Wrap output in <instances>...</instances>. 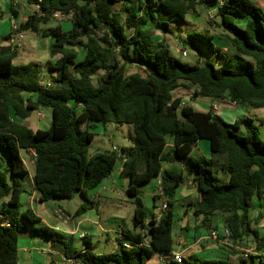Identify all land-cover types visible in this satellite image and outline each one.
Segmentation results:
<instances>
[{
  "label": "trees",
  "instance_id": "16d2710c",
  "mask_svg": "<svg viewBox=\"0 0 264 264\" xmlns=\"http://www.w3.org/2000/svg\"><path fill=\"white\" fill-rule=\"evenodd\" d=\"M33 12L19 31L50 36V54L56 58L47 83L37 63L14 64L11 45L0 44V264H19V239L23 233L46 237L65 246L66 259L81 264H147L158 252L171 255L176 222L174 204L185 181L179 162L188 163L199 199L188 205L196 218L208 225L216 213L225 216L235 241L252 232L250 213L254 198L264 195V140L251 118L226 123L211 110L182 105V90L199 98H222L231 103L264 108V9L253 0H28ZM215 5L219 27L228 30L234 48L218 47L207 31H192L183 47L199 46L211 56L205 65L182 63L170 46L158 41L156 31L170 33L174 24L187 25L191 12ZM56 12L71 15L72 29L61 25L43 29ZM6 39H11L9 35ZM80 50L84 56L80 57ZM133 65L137 72L128 73ZM82 104V107H79ZM41 107L52 110L48 130H33L23 121ZM129 125L133 148L123 153L98 151L90 155L96 124ZM264 126V122H261ZM173 150L164 151L167 138ZM207 140L211 158L193 157L197 141ZM22 151L34 152L33 184L39 202L71 199L80 194L83 203L76 214L94 207L87 194L113 173L119 160L129 176L135 229L124 234L115 253L97 256L88 246L74 251L72 241L48 226L30 209L21 210V196L29 172ZM144 169L140 171V162ZM168 163L169 168L163 169ZM228 175L217 185L214 169ZM160 177L156 201L165 197L168 209L159 220H148V209L139 187ZM149 245H139L144 239ZM50 264H56L52 261ZM173 264H177L173 262ZM183 264H228L225 260L186 261ZM261 264V263H260Z\"/></svg>",
  "mask_w": 264,
  "mask_h": 264
},
{
  "label": "crops",
  "instance_id": "0c3cea01",
  "mask_svg": "<svg viewBox=\"0 0 264 264\" xmlns=\"http://www.w3.org/2000/svg\"><path fill=\"white\" fill-rule=\"evenodd\" d=\"M0 8L4 9V11H1L0 9V44L11 45L16 49L17 55L14 59V64L26 65L29 63H37L41 67L46 66L48 68L50 64H54L57 57L53 58L50 54V48L53 43V39L50 36H43L42 34L33 33L31 31H24L23 39L20 40L12 31L14 26L20 27L33 12H36V6L34 7L33 5H30L28 0H0ZM213 8H215V5L201 6V16L209 14ZM195 14V12H191L188 15V23L189 18L191 17L196 20L200 19V17ZM185 26L189 28V26ZM159 32L160 31H156L154 37L155 39H158V41H162L165 35L160 32L161 35L158 36L157 33ZM9 35H11V39H6ZM213 38L214 43L217 45L216 38ZM181 46L183 47V45ZM217 46L225 51L234 52V48L230 42L224 47ZM183 98L185 99L182 105H185L186 103L190 104L195 110L202 112L212 111V106L216 102V100L212 98H204L205 100H200V98L196 97L194 94H184ZM214 114L218 115L226 123L231 125L237 120L247 117L258 121L260 124L261 122H264V108L255 109L245 104L231 103L227 100L220 103L219 111ZM28 119L23 121L25 122V125L33 130H37V128L34 129L31 127V124L26 123ZM119 127L122 128L123 126ZM132 134L133 130L131 132V137ZM105 138L107 139V144L111 145L112 139L110 136L105 135ZM173 146V138L168 137L167 146L164 151L167 156L171 155ZM113 148L117 147L112 145V148L100 151H113ZM132 148L133 144L130 149ZM195 149L200 151L202 156L206 154V158H211L210 145L207 140L197 141L193 151ZM116 151H118V149ZM193 151L191 153L192 156ZM26 154L28 157L31 156V152ZM24 164H26L25 160ZM179 165L184 169L186 178L184 183L178 188L177 195L174 199L175 204L173 209L176 217L175 224L179 223V230H174L173 232L175 243L172 253H181L186 261L204 259L225 260L228 264H260L258 260L253 261L252 259H243L242 250L255 245L261 252V249L264 248V238L256 237L254 240H250L248 235L242 240L235 241L232 238L227 242L224 239L222 231L227 227L225 216L223 214L216 213L211 218L208 225L199 223L201 219L194 217L193 211L188 207L189 204L194 203L199 199V192L193 183L194 172L188 163L179 162ZM169 166L168 163H164L163 169L165 170L166 168H169ZM27 169L29 172L28 177L30 184L27 187L24 182L25 192L21 196V210H32L34 214L41 219V225L48 226L55 230L61 234L66 241L71 240L72 245L75 244L77 240L81 241L79 249L75 247L74 250L72 246L74 251L84 252L87 250L88 246H90L93 248L92 253L97 256L112 254L118 251V242L120 241L121 236L141 231L134 227L133 197L126 194V191L131 187L132 183L129 176L122 174V161L116 172L114 171L100 186L87 194L88 198L93 201L95 205L81 214H76L78 208L84 202L80 194L71 198L76 199V197H80L79 200H76L74 206L71 205V202H66V199L40 203V193L35 189L33 184L35 168L34 166H30ZM139 169L140 171L144 169L143 161L140 162ZM160 177L161 176L154 178L149 183L139 187L148 209V222L153 218L156 220H159L160 218L159 200L156 201L155 199L161 193L159 185ZM257 199L259 202L255 205L253 204L256 213L254 216L256 226L259 222H263L264 220V201L259 198ZM116 200H120V203H132L130 213L124 211L123 207H116ZM2 206L3 204L0 202V208ZM176 206H178L177 209H175ZM57 209L65 211L71 216L72 220L67 224L60 221L54 214V211ZM251 213V233H253V231L256 230L253 227V217H251ZM215 217H217V219L214 222ZM215 229L221 231L218 240H214L210 237L211 231ZM18 246L19 263L22 262V264H50L52 261L58 264L61 263V261L62 263L69 261L66 259L65 246L61 243L53 244L51 239L46 237H31L28 233H23L20 236ZM35 248H38L40 254ZM159 257H164L165 262H160ZM169 257L170 255L163 256L156 252L148 261H150L151 264H173V261Z\"/></svg>",
  "mask_w": 264,
  "mask_h": 264
},
{
  "label": "rangeland",
  "instance_id": "374dc122",
  "mask_svg": "<svg viewBox=\"0 0 264 264\" xmlns=\"http://www.w3.org/2000/svg\"><path fill=\"white\" fill-rule=\"evenodd\" d=\"M19 1V0H18ZM253 2L260 6L261 8L264 9V0H253ZM259 2V3H258ZM1 9V8H0ZM1 11H4L2 8ZM196 16H199L200 19H193L192 17L189 18V23L187 28L185 25H178L174 24L171 27L170 33L165 35L163 40L170 46L171 48V54L174 56L176 59L180 60L182 63L190 64V65H205L211 58V56L207 53L206 49L203 47L199 46H187L182 47V42L187 39L188 33L196 30V31H207L209 34H211L213 37L216 38V43L217 45L224 47L225 45L229 44L228 39L226 38L228 30L223 29L218 26L220 23V18L217 15V10L213 8L211 12L205 16H201V13H196ZM195 16V17H196ZM71 15L68 16L64 20H59L52 18L50 22H48L46 25H43V28H51L55 27L58 25H61L64 31H69L72 29V23H71ZM158 36H160V32L157 33ZM1 39V38H0ZM186 50L188 52V56L184 57L182 56V52ZM84 51L80 50V57H83ZM42 79L44 82H48L52 79L53 73L49 70L48 67L42 66ZM137 72V69L135 67H130L128 70V73H134ZM180 96L183 98L184 94L189 95L193 94V91L187 92L186 90H182L181 93H179ZM185 99V98H183ZM200 100H205L204 98H200ZM198 109H203V108H198ZM37 112H41L44 114L43 118H39L37 116ZM255 119V118H254ZM52 121V110L50 108H44L41 107L38 111H35L31 113V116L29 119L26 121L27 124H31V127L34 129H40V130H48L50 127ZM25 124V122H23ZM36 124V125H34ZM254 126L258 128V131L264 140V126H262L258 121L254 120ZM94 134H95V139L90 145L89 153L90 155H93L94 153L103 150V149H110L113 146H116L118 151L117 154L119 156H122L123 153L127 152L131 147V132H132V127L129 125H124L122 128L119 126H116L113 123H108L106 125L103 124H96L93 128L90 129ZM105 135H109L110 138L112 139V144L108 145L107 144V139L105 138ZM193 156L200 158V157H207L206 154L202 156L200 151H197L196 149L193 151ZM22 157L26 161L27 164H30V157L27 156L25 151H22ZM120 160L117 162L116 167H115V172L120 166ZM30 166V165H29ZM113 171V172H114ZM214 174L217 177L216 184L217 185H223L228 182V175L222 171H220L217 167L214 169ZM25 184L28 187L30 184L29 177H26L25 179ZM80 197H76V199H71V200H65L66 202H71V205L74 206L76 200H79ZM259 201L257 198H254L253 204H257ZM116 207H119L124 209V211L129 212L132 208V203L127 202V203H120V200L115 201ZM177 205V204H176ZM253 205V206H254ZM178 206L175 207L177 209ZM252 213L251 217H253V227L255 228L256 231H253V233L249 234V239L254 240L256 237L259 238H264V220L263 222H259V224L256 226V220L254 216L256 215L254 208H252ZM193 217V216H192ZM191 217V218H192ZM195 217V216H194ZM149 218V214H148ZM193 219V218H192ZM201 221L199 223H202L203 218L199 217ZM217 219V217L214 218V222ZM259 221V219H258ZM178 224H175L174 230L178 231L179 227ZM174 232V231H173ZM81 241H76L75 244H73V248L75 250V247L77 249L80 248ZM37 252L39 251L38 248ZM261 252L264 254V248L261 249ZM40 254V252H38ZM19 264H22L20 262ZM147 264H151L150 261H148Z\"/></svg>",
  "mask_w": 264,
  "mask_h": 264
},
{
  "label": "built area",
  "instance_id": "2783aa9c",
  "mask_svg": "<svg viewBox=\"0 0 264 264\" xmlns=\"http://www.w3.org/2000/svg\"><path fill=\"white\" fill-rule=\"evenodd\" d=\"M224 2V0H220V5H222ZM40 11V6L37 5L36 6V12H39ZM69 16V15H68ZM66 14H62L60 12H56L54 15H53V18L55 19H59V20H64L68 17ZM20 27L19 26H14L12 31L15 33L16 37L20 40L23 39V32L19 31ZM188 54H187V51L184 50L182 52V56L186 57ZM130 67H135L133 65H129L127 67V70L130 69ZM136 69V67H135ZM47 87H50L51 84L50 83H46ZM216 102L214 103V105L212 106V111L214 113H217L219 111V107H220V103H222L225 99H222V98H217L215 99ZM228 101V100H227ZM229 102V101H228ZM79 107L81 108L82 107V104H79ZM37 116L39 118H43L44 117V114L41 113V112H37ZM117 148H113V151H116ZM35 153L34 152H31V156H30V164H25V167L28 168L30 166H34V163H35ZM30 165V166H29ZM28 170V169H27ZM161 184V179L159 181V185ZM160 195H162L160 193ZM263 201H264V195L262 196L261 198ZM159 205H160V218L162 217L163 213L168 209V200L161 196V198H159ZM54 214L55 216L62 222L64 223H69L72 218L69 214H67L65 211L61 210V209H57L54 211ZM159 218V219H160ZM223 231V234H224V239L228 242L232 239V233L231 231L229 230V228H225L222 230ZM142 232V235L144 236L146 231L145 230H141ZM220 234H221V231L218 230V229H215V230H212L211 233H210V237L214 240H218L219 237H220ZM120 241L122 242V245L123 247L126 249V250H130L132 249V243L127 240L125 238V236H121V239ZM139 245H144V246H148L149 245V239L145 238L143 243L139 244ZM173 262L177 263V264H183L185 262V259L184 257L182 256L181 253H171L170 257H169ZM242 258L247 260V259H252L253 261L254 260H258L261 264H264V254L260 252V250H258V248L254 245V246H251L249 248H246V249H243L242 250ZM159 260L160 262H165V258L164 257H159ZM58 264H81L79 261H75V260H69L67 262H63V263H58Z\"/></svg>",
  "mask_w": 264,
  "mask_h": 264
},
{
  "label": "water",
  "instance_id": "95a60500",
  "mask_svg": "<svg viewBox=\"0 0 264 264\" xmlns=\"http://www.w3.org/2000/svg\"><path fill=\"white\" fill-rule=\"evenodd\" d=\"M139 196H142V193H140ZM61 263H62V261H61Z\"/></svg>",
  "mask_w": 264,
  "mask_h": 264
}]
</instances>
